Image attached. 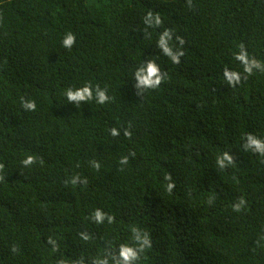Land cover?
Here are the masks:
<instances>
[{
  "label": "trees",
  "instance_id": "trees-1",
  "mask_svg": "<svg viewBox=\"0 0 264 264\" xmlns=\"http://www.w3.org/2000/svg\"><path fill=\"white\" fill-rule=\"evenodd\" d=\"M166 29L179 65L158 47ZM240 44L264 64V0H0V264H115L133 228L152 241L136 264H264V156L244 148L264 140V72L243 73ZM149 60L166 79L137 89ZM86 84L109 101L69 103Z\"/></svg>",
  "mask_w": 264,
  "mask_h": 264
},
{
  "label": "clouds",
  "instance_id": "clouds-1",
  "mask_svg": "<svg viewBox=\"0 0 264 264\" xmlns=\"http://www.w3.org/2000/svg\"><path fill=\"white\" fill-rule=\"evenodd\" d=\"M144 23L148 26H159L161 24V19L158 14H153L151 11L147 13ZM179 41V44L182 46L184 44V40L180 37L176 38ZM172 40V33L170 30H165L158 39V47L161 49L162 53L170 58L173 64H180V57L184 55L183 51L176 50L174 51L172 46H170V41ZM76 42V37L73 33L69 32L65 34V37L62 41L63 47L66 49H71ZM235 60L238 61L243 66V73L247 75H252L254 70H259L264 72V64L255 59L254 57H250L249 53L245 49L243 44L239 45V52L235 54ZM224 78L228 85L235 87L236 85L241 83V73L238 71H230L228 69L224 70ZM167 74L162 72L159 65L154 60H149L147 62L146 67L141 65L134 73V78L137 81L136 88L144 89V90H155L158 89L161 84L165 81ZM141 93L138 92L137 95ZM65 95L69 103H75L77 106L81 102H89L93 99L96 100V103L100 105H104L109 101V96L106 93V90L101 89L99 86L93 90L90 84H86L83 87L76 89H66ZM22 107L28 111H36L37 105L34 100L21 101ZM110 134L113 137H117L120 135L119 131L116 128H112ZM125 137H130L131 133L128 130L124 131ZM246 143L244 144L245 150H251L255 153H258L261 156H264V140H261L251 134H248L246 137ZM134 155V154H132ZM37 162V157L35 155H27L22 161L21 164L24 167H31ZM227 162V165L225 164ZM119 163L121 165H127L129 163V158L124 156L120 159ZM233 164V157L225 152L220 157L217 158V165L223 169L226 166ZM91 165L93 168L99 170L101 165L97 161H92ZM3 164H0V171L3 170ZM3 177L0 176V180ZM166 181H171V175H167L164 177ZM68 183L76 185L78 183H85L86 180H81L79 176H73ZM175 188L174 182H169L166 187V191L171 193ZM245 201L240 199L238 203L233 206V210L239 212L241 210L242 205H244ZM92 219L96 223H103L105 219L108 220L109 223L113 222L114 217L105 216V214L97 209L92 214ZM133 240L136 246H129L127 244L120 245L119 249V259L116 260L115 264H136V262L140 259V253H143L147 248L151 247L152 241L147 232H142L138 228H133L132 230ZM82 238L87 239V236L81 234ZM50 243H54L50 239ZM56 250L55 248L53 249ZM101 264H107L106 261L101 262Z\"/></svg>",
  "mask_w": 264,
  "mask_h": 264
}]
</instances>
